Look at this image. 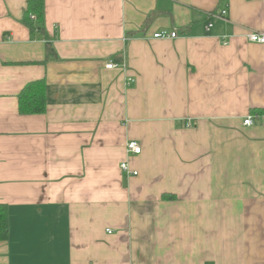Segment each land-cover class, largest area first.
Returning a JSON list of instances; mask_svg holds the SVG:
<instances>
[{
	"label": "crops",
	"instance_id": "0c3cea01",
	"mask_svg": "<svg viewBox=\"0 0 264 264\" xmlns=\"http://www.w3.org/2000/svg\"><path fill=\"white\" fill-rule=\"evenodd\" d=\"M25 5L0 0V264H264V0H44L48 38Z\"/></svg>",
	"mask_w": 264,
	"mask_h": 264
},
{
	"label": "trees",
	"instance_id": "16d2710c",
	"mask_svg": "<svg viewBox=\"0 0 264 264\" xmlns=\"http://www.w3.org/2000/svg\"><path fill=\"white\" fill-rule=\"evenodd\" d=\"M20 22L27 27L32 37L48 38L44 26V0H26ZM18 113L20 115H40L46 109L45 82L37 80L27 83L17 95ZM168 199L172 196L163 195ZM8 237L7 206L0 204V242Z\"/></svg>",
	"mask_w": 264,
	"mask_h": 264
},
{
	"label": "built area",
	"instance_id": "2783aa9c",
	"mask_svg": "<svg viewBox=\"0 0 264 264\" xmlns=\"http://www.w3.org/2000/svg\"><path fill=\"white\" fill-rule=\"evenodd\" d=\"M226 15V10L222 9L220 11V14L217 15L218 18H224ZM211 25L208 24L207 27H210ZM177 35H176V32L175 31H171V32H166V31H161V32H158V33H155L153 35V38H157V39H173L175 38ZM246 40L250 43H256V44H264V33H256V32H249L246 34ZM106 69H113V68H119L120 66L115 64V63H107L105 64L104 66ZM122 67V66H121ZM243 125L244 126H251L253 121H252V117L251 116H247L244 118L243 120ZM125 148H126V152L129 153V154H132V155H137L140 153V147L139 145L137 144V142L135 141H129L128 143H126L125 145ZM120 170L122 172H125L129 175H136L137 172L136 171H131L129 170L128 168V165L126 162H123L120 164Z\"/></svg>",
	"mask_w": 264,
	"mask_h": 264
}]
</instances>
